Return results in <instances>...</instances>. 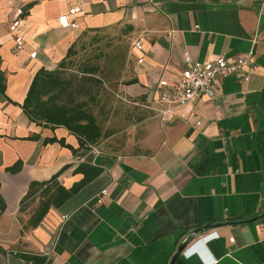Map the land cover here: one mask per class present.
<instances>
[{
  "label": "crops",
  "instance_id": "1",
  "mask_svg": "<svg viewBox=\"0 0 264 264\" xmlns=\"http://www.w3.org/2000/svg\"><path fill=\"white\" fill-rule=\"evenodd\" d=\"M73 7L81 13L61 28L58 17ZM113 27L131 40L119 92L135 108L136 145L80 149L65 128L30 122L21 105L39 70L57 69L84 33ZM249 52L214 97L200 95L159 122L156 85L178 78L185 53L210 62ZM0 73V264H170L182 246L173 264H264L257 1L0 0Z\"/></svg>",
  "mask_w": 264,
  "mask_h": 264
},
{
  "label": "rangeland",
  "instance_id": "2",
  "mask_svg": "<svg viewBox=\"0 0 264 264\" xmlns=\"http://www.w3.org/2000/svg\"><path fill=\"white\" fill-rule=\"evenodd\" d=\"M130 47L131 40L124 28L86 32L73 45L61 71L73 84L71 95L74 90L82 94L77 100L84 102L94 116L101 132L96 145L104 150L131 152L136 145L135 108L123 102L119 92L121 83L125 82L122 78ZM89 68L96 69V73L85 74Z\"/></svg>",
  "mask_w": 264,
  "mask_h": 264
},
{
  "label": "trees",
  "instance_id": "3",
  "mask_svg": "<svg viewBox=\"0 0 264 264\" xmlns=\"http://www.w3.org/2000/svg\"><path fill=\"white\" fill-rule=\"evenodd\" d=\"M69 48L66 57L59 63L57 69L53 71L39 70L29 86L27 95L21 105L22 111L28 120L42 127H63L77 142L78 148L88 150L89 147L95 146L101 136L94 116L85 108L84 102L77 100L82 94L71 89L73 84L63 77L61 71L65 68L66 60L70 56ZM96 69L89 68L85 74L93 75ZM90 77V76H89ZM93 78V77H90ZM96 79V78H95ZM93 80V79H92ZM4 77L0 73V94H4ZM84 89L79 88V91ZM50 143H59L61 146L75 150L66 145L63 139H49ZM257 148L264 161V125L257 135ZM31 184L32 190L35 188Z\"/></svg>",
  "mask_w": 264,
  "mask_h": 264
},
{
  "label": "built area",
  "instance_id": "4",
  "mask_svg": "<svg viewBox=\"0 0 264 264\" xmlns=\"http://www.w3.org/2000/svg\"><path fill=\"white\" fill-rule=\"evenodd\" d=\"M253 1H257L261 9L264 7V0ZM78 13H81L80 8L73 7L67 13L60 15L58 17L60 27H70V17ZM17 25L18 23L14 22L10 26V30L13 31ZM14 42V49L16 51L23 48L22 38L17 37ZM133 48L140 50L141 42H135ZM36 55L37 53L34 51L30 54V58H35ZM251 58L252 52H249L232 61L219 57L210 62H198L185 53L183 56V69L178 78L170 85L165 79L159 80L156 85L154 105L159 122L163 124L171 121L178 109L189 106L200 95L214 97L218 81L242 73ZM137 62L142 63V59H139ZM101 194H106V190H102ZM259 227L263 228L264 222H260ZM186 241L187 239L185 238L184 242ZM230 241L233 242V239Z\"/></svg>",
  "mask_w": 264,
  "mask_h": 264
},
{
  "label": "water",
  "instance_id": "5",
  "mask_svg": "<svg viewBox=\"0 0 264 264\" xmlns=\"http://www.w3.org/2000/svg\"><path fill=\"white\" fill-rule=\"evenodd\" d=\"M184 247H185V246H182L181 248H179V250L177 251V255L175 256V258H176L179 254H181V252L183 251ZM175 258H173V260H172V262H171L170 264H173Z\"/></svg>",
  "mask_w": 264,
  "mask_h": 264
}]
</instances>
